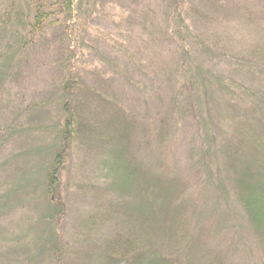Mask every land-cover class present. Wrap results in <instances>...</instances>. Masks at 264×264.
I'll return each instance as SVG.
<instances>
[{
    "label": "rangeland",
    "instance_id": "obj_1",
    "mask_svg": "<svg viewBox=\"0 0 264 264\" xmlns=\"http://www.w3.org/2000/svg\"><path fill=\"white\" fill-rule=\"evenodd\" d=\"M63 1L0 0V264H124L169 182L168 242L183 232L194 264H264L224 174L240 122L264 123V0Z\"/></svg>",
    "mask_w": 264,
    "mask_h": 264
},
{
    "label": "trees",
    "instance_id": "obj_2",
    "mask_svg": "<svg viewBox=\"0 0 264 264\" xmlns=\"http://www.w3.org/2000/svg\"><path fill=\"white\" fill-rule=\"evenodd\" d=\"M63 2H67L66 7H68L67 10L71 14L73 0H64ZM196 70L197 71L193 73H201L202 71L201 68L198 69L197 67ZM210 76L215 77V74H212ZM73 93L74 91H72V95ZM71 97L73 98V96ZM66 101V103H69L67 99ZM74 112L75 108L73 106L71 108L68 105L67 109L65 110V113L67 115V125L63 129L64 134L68 132L70 124L71 126L73 125V123L75 124V116L77 117V114H75ZM78 120H80V118H78ZM259 123L260 125L258 127V130L253 129L255 131L253 132L250 124L244 123L243 121L240 122V132L244 133H240L241 136L237 138V144L235 145V148H237V145H240V147L236 149V153H241V155H239V157L237 158L239 159V164L237 163L236 168L233 169L230 168L227 170L226 167V170L224 171V174L226 173L225 177L233 173V177H235V179L237 180V188H235V192L237 195L236 199L242 212L247 215L256 230L264 229V123ZM250 127V132H252L253 135L256 133V140L249 137V135L246 133L248 132V130H244ZM261 132L263 133L262 135H260ZM66 144L67 141L64 139L62 149L60 150V152L57 153V156L55 158L57 162L61 159L62 153L66 152V150L68 151V146ZM250 144H257L258 148L253 151L252 156H250V158H247L249 155L246 153V155L244 156L245 148L247 145L250 146ZM214 148L215 145L208 149L213 150ZM227 155L231 156V153L229 152ZM51 169L53 170V166ZM54 170H56V167H54ZM206 171L208 173V178L210 179L209 170L206 169ZM215 171L218 178L223 179V170L221 174H219V170H217L216 168ZM224 180L221 182V186H223ZM172 186L173 184L169 182L167 184V189L161 188V190L156 193V196L148 197L145 199L146 202L148 200L150 202L147 203V207L149 209L146 207L142 209L143 213L147 215L141 216L145 219L144 223L141 221V227L142 230L149 228L150 232L147 237H143L142 239H127H134L133 241L137 242V244L126 243L125 240H123L124 248L121 251L120 255L116 257L117 260L121 259L120 261H124V264H194V260L196 258L195 254H192L190 251L188 253L187 251H184L185 248L180 247V245L182 244L181 242L184 243L183 232H180L175 238V242H178L177 245L168 242L170 240L169 232L171 230V227H169V224L167 222L168 220H171L170 213L173 207L178 208L177 198L179 197V195L177 194H169V191H171ZM48 190L49 192L53 191L51 183H49L48 185ZM51 194L54 195L55 193L52 192ZM181 224H185V218L182 220ZM139 226L140 225L138 224V228ZM182 226L184 227V225ZM163 227H166L168 229H163ZM196 227H200L202 229L204 228L202 226H198V224ZM186 228H190L189 224H186ZM202 229L199 230L200 237H202V235L204 234V232L201 231ZM156 230H164L165 237H160L159 240L154 238V232ZM139 231H141V229H137V231H131L129 233H138ZM190 244L191 243H188L186 246L190 247ZM117 260L115 261V259H113L112 263L117 262Z\"/></svg>",
    "mask_w": 264,
    "mask_h": 264
}]
</instances>
